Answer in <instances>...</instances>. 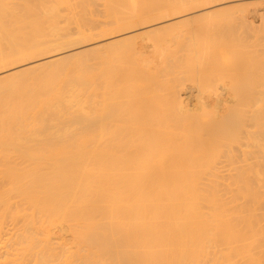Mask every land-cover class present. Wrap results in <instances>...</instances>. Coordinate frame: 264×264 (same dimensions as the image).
Listing matches in <instances>:
<instances>
[{"label": "bare ground", "instance_id": "1", "mask_svg": "<svg viewBox=\"0 0 264 264\" xmlns=\"http://www.w3.org/2000/svg\"><path fill=\"white\" fill-rule=\"evenodd\" d=\"M137 13L124 30L158 23ZM235 68L185 88L113 66L0 111V264H264V91Z\"/></svg>", "mask_w": 264, "mask_h": 264}, {"label": "rangeland", "instance_id": "2", "mask_svg": "<svg viewBox=\"0 0 264 264\" xmlns=\"http://www.w3.org/2000/svg\"><path fill=\"white\" fill-rule=\"evenodd\" d=\"M187 9L190 10L185 12ZM253 9L258 11L250 13L248 19L242 17L244 13L254 12ZM180 11L183 12L178 14ZM133 12L142 13L144 22L155 18L158 23L124 30L132 23L136 24L130 21ZM263 13L262 0H0V111H5L21 97L33 94L42 97L45 94L47 99L50 93L62 90L69 97V93L75 91L73 83L78 74L89 72V75L97 76L113 66L117 77L126 74L129 66H137L144 71L156 72L160 80H179L185 88L189 84L197 85L199 81L195 78L200 75L198 79L207 77L206 81L200 79L201 84L211 79L212 83H222L225 76L230 80L235 67L246 79L248 75L251 77L246 68L254 67L264 91ZM166 15L170 19L162 20L161 17ZM156 17H159L158 21ZM194 45L210 55L213 49L216 55H211L216 61L210 56L209 62L204 63L203 73L193 70ZM29 46L42 50L38 54L37 49ZM25 47L35 51V55L26 57L25 54L31 51H26ZM230 56L232 60H228V64L231 65L226 64L228 69H225L222 60ZM195 75L198 76L194 78ZM129 78V82L138 81L136 77ZM227 177V181L223 177L221 183L232 180ZM257 181L253 180V186L260 191L264 186L257 184L261 180ZM262 206L259 218L263 221L264 203Z\"/></svg>", "mask_w": 264, "mask_h": 264}]
</instances>
